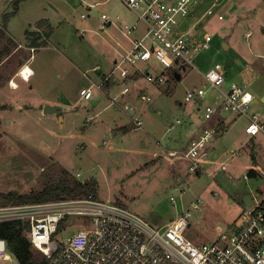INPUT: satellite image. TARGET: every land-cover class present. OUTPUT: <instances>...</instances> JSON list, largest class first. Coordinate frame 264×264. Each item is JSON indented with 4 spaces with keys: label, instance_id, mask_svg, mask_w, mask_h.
<instances>
[{
    "label": "rangeland",
    "instance_id": "obj_1",
    "mask_svg": "<svg viewBox=\"0 0 264 264\" xmlns=\"http://www.w3.org/2000/svg\"><path fill=\"white\" fill-rule=\"evenodd\" d=\"M16 1L0 0V25L4 15L15 12ZM211 7L214 15L208 16ZM103 14L119 17L120 25L101 31ZM218 15L224 20L218 21ZM135 24L137 18L117 0H26L19 5L7 29L12 40L25 48L14 50L0 68V105L10 93L5 86H12L10 79L23 69L17 68L23 58L33 57L29 67L34 73L29 83L17 79L20 90L9 95L28 112H0V193L41 191L65 171L82 183H93L98 200L119 201L154 229L190 212L191 227L185 235L197 244L213 243L246 209L241 194L252 197L253 207L264 201V174L257 171L256 179H244L251 156L264 172V137L258 138L260 144H251L245 135L247 120L224 114L228 132L216 138L209 163L196 172L185 160L171 157L168 149L180 154L195 119L202 125L205 107L221 102L213 90L203 104L184 101L188 91L209 89L203 77L217 63L223 67L226 85L245 88L257 102L254 111L264 109L258 103L264 98V0L197 1L190 7L189 38L201 40L209 34L212 43L194 59L195 69L184 66L183 80L172 84L168 93L169 85L145 80V67L130 68L135 75L125 84L111 83L107 97L97 86L113 71L112 62L133 48L132 40L140 32L128 36L123 26ZM37 37L44 38L47 47L31 53L26 47L37 43ZM151 67L153 75L163 73L172 80V71L156 63ZM125 86L130 93L122 96ZM83 89L93 91L91 101L80 99ZM45 105L62 109L64 120L42 114ZM131 106L137 110L134 117ZM113 107L122 112L115 123H111L116 116ZM91 117L98 122L89 123ZM240 149L242 156L236 157L233 153ZM221 163L227 164L226 170ZM0 264L17 261L12 257Z\"/></svg>",
    "mask_w": 264,
    "mask_h": 264
},
{
    "label": "built area",
    "instance_id": "obj_2",
    "mask_svg": "<svg viewBox=\"0 0 264 264\" xmlns=\"http://www.w3.org/2000/svg\"><path fill=\"white\" fill-rule=\"evenodd\" d=\"M117 1L141 24L125 25L123 32L128 36L138 32L140 35L132 40L131 51L116 62L98 89L112 80L125 82L131 79L135 72L130 68L139 66L145 67L144 72L140 71L148 83L164 84L166 78L163 73H151L153 63L167 71L180 72L186 65L195 69L194 59L210 50L211 35L207 34L201 40L189 38L192 30L189 26L190 7L199 0ZM212 7L207 12L208 16L214 15ZM217 19L223 21L224 17L218 15ZM119 20V17L114 20L103 14L101 31L119 24ZM185 22L186 31H182L180 28ZM19 75L26 82L32 76L30 73L24 76L23 70ZM204 78L209 89L188 91L184 101L202 103L209 90L218 92L221 102L205 107V123L212 122L214 118L219 121L224 114H232L247 120L245 134L248 137L264 135V109L254 111L257 102L253 94L236 83L226 85V75L219 63ZM129 93L125 86L122 94ZM80 96L89 101L93 96L92 90L83 89ZM92 121V118L88 120ZM137 125L140 127L142 123ZM219 125L220 122L216 128L203 130L188 149L180 153L181 157L179 152L169 155L185 160L190 164L191 172H196L203 164L205 150L214 140ZM244 179L248 180V176ZM172 202L175 204L176 201L172 199ZM258 207L243 210L242 215L215 242L206 244L194 243L185 235V229L191 227L190 212H185L163 228L154 229L127 208L112 201L92 198L0 206V224L21 222L29 225L30 244L50 264H264V212ZM194 209L200 211L198 205ZM73 230L78 231L65 238V234ZM11 260L7 243L0 238V262Z\"/></svg>",
    "mask_w": 264,
    "mask_h": 264
},
{
    "label": "trees",
    "instance_id": "obj_3",
    "mask_svg": "<svg viewBox=\"0 0 264 264\" xmlns=\"http://www.w3.org/2000/svg\"><path fill=\"white\" fill-rule=\"evenodd\" d=\"M26 0H17L15 3V12L4 15L2 26L0 27V43L7 41L6 47L0 52V63H2L12 53V49L16 47L13 40L8 39L6 35L7 24L11 17L16 15L19 5ZM182 66V70H184ZM172 71V70H169ZM173 77L171 81L164 84L169 85L167 92H171V85L181 81L177 76L181 77V73L176 70L172 71ZM163 85V84H157ZM259 173L255 170H249L247 176L256 179ZM76 198H92L98 200L96 187L93 183H82L76 178L70 177L68 172L63 171L62 177L56 181H48L45 188L41 191L31 192L29 194L20 195L17 192L8 194L0 193V203L6 205H27L46 202H56L63 199ZM117 205L123 206L119 201ZM259 210L264 212V201L259 205ZM29 225L21 222L2 223L0 224V238L6 241L9 253L17 261V264H50L49 260L39 251L35 250L28 240Z\"/></svg>",
    "mask_w": 264,
    "mask_h": 264
},
{
    "label": "crops",
    "instance_id": "obj_4",
    "mask_svg": "<svg viewBox=\"0 0 264 264\" xmlns=\"http://www.w3.org/2000/svg\"><path fill=\"white\" fill-rule=\"evenodd\" d=\"M109 1H111V0H109ZM4 17V16H3ZM2 25H0V27H1ZM7 26H8V24H7ZM139 26H141V24H139ZM7 33H8V35H7ZM6 35H7V37H8V39H11L12 40V37H11V35L9 34V32H8V29L6 28ZM31 35V34H30ZM139 36L137 35L135 38H133V39H137ZM38 39H39V37H37ZM38 39H36V40H38ZM14 42V41H13ZM35 43V42H34ZM6 44H7V41H5V42H2V43H0V52L1 51H3L4 50V48L6 47ZM16 44V47L15 48H13L12 49V51H13V53H11L10 54V56L11 55H13L14 54V50H16L15 52H17L19 49H24L25 47L23 46V45H21V44H19V45H17V43H15ZM39 45V46H38ZM45 47H47V42H46V40L44 39V38H41V39H39L38 40V42L37 43H35V44H30V46L29 47H26V50H28L29 49V51L31 52V53H33V52H37L38 50H40V49H42V48H45ZM18 49V50H17ZM32 50H34V51H32ZM9 56V57H10ZM9 57H7L5 60H9L10 58ZM33 59V57L31 56L30 58H27V57H25V58H23V61H21V66H19V67H17L18 69L19 68H22L23 67V69L26 67V68H29V70L32 72L33 70H31V68L30 67H28L29 66V61L30 60H32ZM5 60L2 62V63H0V68L2 67V64L3 63H5ZM6 61V62H7ZM117 61H119L118 59H115L112 63H113V69H114V67H115V64H116V62ZM22 69V70H23ZM99 72V71H98ZM112 72V71H111ZM34 73V71L32 72V74ZM180 73V72H179ZM161 74V73H160ZM110 75V73H108V74H106V75H103L102 76V84H103V82H104V80L108 77ZM179 77V79H181L182 78V75H181V77L180 76H178ZM31 78V77H30ZM17 79H21L24 83H29V81L28 82H26V81H24L22 78H21V76H19V75H16L15 77H13V79H10V80H12L13 82H11V84H16V86H17V88H14V87H12V86H8V85H6L5 86V88L10 92L9 93V95H14L15 94V92H17V91H19L20 90V86L17 84V82H16V80ZM30 80V79H29ZM183 80V78L181 79V81ZM203 81H205V78L203 77ZM111 83H118L117 85H121V84H125V82H121V81H119V79L117 80V81H115V80H112L111 82H108V83H106V84H104L103 86H105L103 89L101 88V89H98V90H102V92L107 96V97H109L108 95H107V93H108V90L107 89H109L108 87H109V85L111 84ZM205 83H206V81H205ZM207 84V83H206ZM99 86H101V85H99ZM107 88V89H106ZM116 88H118V86H116ZM93 92V91H92ZM6 94H7V92H5ZM5 94V95H6ZM9 95L7 96L6 95V97L7 98H5V99H7V100H4V99H2V105H0V112H4V111H12V110H14V109H16V110H19L20 112H26L27 111V109L26 108H23L22 106H20L19 105V103L17 102V103H15L14 102V99H12L11 97H9ZM121 95L122 96H125V95H123L122 94V92H121ZM128 95V94H127ZM80 99L82 100V101H85V102H89V101H91L92 99H93V96H92V99L91 100H89V101H86V100H84V99H82V97L80 96ZM79 99V100H80ZM6 101H8V102H6ZM114 102H116V100L114 99V101H113V103ZM204 103V101L202 102V104ZM4 104V105H3ZM11 104V105H10ZM261 104H262V106H264V98H262L261 99ZM8 105V106H7ZM46 107L48 106V105H45ZM51 106H54L55 107V105H51ZM43 107L44 106H42L41 107V113L42 114H44V110H43ZM45 107V108H46ZM125 107H126V109L128 108V109H130V105L129 104H126L125 105ZM44 108V109H45ZM108 108H110L109 106H108ZM107 108V109H108ZM131 108H132V110L131 111H134L135 112V114H134V116L136 115V109H135V107H132L131 106ZM107 109H105L104 111H102V112H100L99 113V115H101V114H103V112H105ZM113 109H114V111L116 112V116L113 118V120H112V122L111 123H115V121L116 120H118V117H121V114H122V112H121V108H120V111H119V109H116V108H114L113 107ZM62 110V109H61ZM28 112V111H27ZM129 113H130V111H129ZM45 115V114H44ZM52 115H55V116H57V117H59V120H64V117H63V111L61 112V114L60 115H56V114H52ZM47 116V115H46ZM48 116H51V115H48ZM130 116H132L131 115V113H130ZM134 116H132V117H134ZM192 116V115H191ZM92 118V117H91ZM90 118H87V120H89ZM93 119V121L92 122H98V119H94V118H92ZM218 118H214V120L212 121V122H209V123H205L204 121H203V123H202V125H200V124H198L197 125V123H196V119H195V121H194V123H192V127H191V129H190V132H189V134H188V136L187 137H185V139H183V142H184V147L181 149V152H183V151H186L187 149H188V147H189V145H190V143L192 142V141H194L195 139H197V137H198V135L203 131V130H205V129H208V128H212V127H214L215 126V128H216V124L218 123V122H220V125H219V130H218V132H217V134H216V136H215V138H214V140L207 146V148H206V153H205V156H204V158L205 159H203V164L202 165H204V164H208L209 163V160H207L208 159V157L210 156V154H211V152L214 150V142H215V140H216V138L218 137V139L220 138V137H222V136H224V134H226V132H228L227 130H228V124H227V120L224 118V117H222V118H220V120L218 121L217 120ZM177 122L178 121H176V124H177ZM90 123V122H89ZM181 123V122H180ZM64 127V126H63ZM142 127V125L139 127V128H141ZM225 128H227L226 130H225ZM172 129H174V127L172 126L170 129H169V131H171ZM246 135V134H245ZM181 136H184V131L182 130V132H181ZM175 137V136H174ZM174 137H173V139H174ZM246 137L248 138L247 140H248V142H250L251 144L253 143V144H255V145H258V144H260L259 142H258V138L259 137H264V135H262V134H260L259 136H257V137H254V138H251V137H248L247 135H246ZM244 148V147H243ZM168 152H170V153H172V152H176V149H168ZM233 154H236V157H240V156H242V150L240 149L237 153H233ZM252 157V160H251V166H249V167H246L245 169H247L248 171L247 172H249V170H255L256 172L257 171H259V172H261L262 174H264V172L262 171V168H261V166L259 165V164H257V162H255V160H254V157L253 156H251ZM212 163V162H211ZM220 166H222L223 167V169H227V164H224V163H221V165ZM201 168H202V166H201ZM260 175V174H259ZM250 179H253V178H250ZM243 212V211H242ZM200 222L198 221V224H199ZM229 226V224L227 225V227Z\"/></svg>",
    "mask_w": 264,
    "mask_h": 264
},
{
    "label": "water",
    "instance_id": "obj_5",
    "mask_svg": "<svg viewBox=\"0 0 264 264\" xmlns=\"http://www.w3.org/2000/svg\"><path fill=\"white\" fill-rule=\"evenodd\" d=\"M180 30L186 31V22L182 24ZM178 79H179V77H178ZM129 111H130L131 115L134 116L135 112L131 111V110H129ZM61 112H62V110L59 107L47 106L44 109L45 115H52V114L60 115ZM239 199L241 200V202L244 204V206L246 208H252L254 206V202L252 200V197L249 194H241L239 196Z\"/></svg>",
    "mask_w": 264,
    "mask_h": 264
},
{
    "label": "bare ground",
    "instance_id": "obj_6",
    "mask_svg": "<svg viewBox=\"0 0 264 264\" xmlns=\"http://www.w3.org/2000/svg\"><path fill=\"white\" fill-rule=\"evenodd\" d=\"M28 67H29V66H28ZM23 71H24V76H27L29 73L32 74V72H33V71L31 72V71L29 70V68H26V67L23 69ZM12 82H13V81H12ZM12 87L17 88V86H16L15 83L12 84Z\"/></svg>",
    "mask_w": 264,
    "mask_h": 264
}]
</instances>
